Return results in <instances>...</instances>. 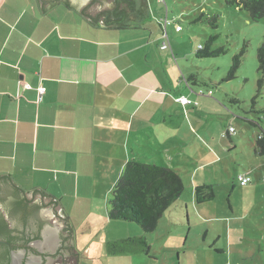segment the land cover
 <instances>
[{"label":"crops","instance_id":"obj_1","mask_svg":"<svg viewBox=\"0 0 264 264\" xmlns=\"http://www.w3.org/2000/svg\"><path fill=\"white\" fill-rule=\"evenodd\" d=\"M153 23L96 27L64 5L43 14L36 0H0V176L53 199L74 248L83 228L72 223L76 208L98 206L130 160L192 177L219 161L211 126L201 121L214 102L189 82L196 52L182 49L181 36L163 50L162 26ZM181 96L198 105L183 106ZM200 186L193 183L199 204L213 193L201 196ZM91 212L81 222L108 227Z\"/></svg>","mask_w":264,"mask_h":264},{"label":"rangeland","instance_id":"obj_2","mask_svg":"<svg viewBox=\"0 0 264 264\" xmlns=\"http://www.w3.org/2000/svg\"><path fill=\"white\" fill-rule=\"evenodd\" d=\"M230 2L150 0V23L164 25L167 14L172 22L168 26L170 44L181 36L182 49L197 52L211 36H217L213 49H224L217 58L199 59L193 54L195 86L190 84L196 93L209 96L206 101L214 102L201 121L211 126L214 142L210 144L218 152V163L205 166L194 177L187 172L180 175L184 193L150 233L135 223L110 219L112 190L98 200V206L82 202L84 206L76 208L71 218L75 227L83 225L76 236V264H264V156L255 153L259 137L264 136V90L256 104L252 102L260 79L257 50L264 42V21H252L246 11ZM213 18L216 29L210 25ZM178 26L180 32H176ZM243 50L242 64L230 79L234 58ZM173 133L170 142L175 143ZM168 136L166 132L160 135ZM244 171H251L252 182L241 186L238 177ZM195 181L201 183V196L213 192L210 201L196 202ZM89 211L93 220L105 218L108 227L81 222ZM129 239L145 240L149 253L141 252V242L121 243ZM110 243H120L114 247L119 253L109 252Z\"/></svg>","mask_w":264,"mask_h":264},{"label":"trees","instance_id":"obj_3","mask_svg":"<svg viewBox=\"0 0 264 264\" xmlns=\"http://www.w3.org/2000/svg\"><path fill=\"white\" fill-rule=\"evenodd\" d=\"M116 0L114 13H107V26L112 29H143L152 22L148 8L144 5L137 6L134 0ZM164 1V0H163ZM41 13L47 14L53 8L64 5L72 7L65 0H36ZM231 4L237 5L241 10L246 11L252 21H264V0H231ZM201 18L198 20L200 21ZM210 25L215 29L218 27L216 18L211 19ZM172 22L168 18L164 20ZM169 25V26H170ZM164 33L165 26L161 24ZM168 28V26L166 27ZM217 36H211L201 49H198L196 56L199 59L217 58L224 53L223 48L213 49V44ZM170 48V47H169ZM168 48V49H169ZM245 50L234 58L229 78H235L236 72L242 64V57ZM258 73L260 79L257 84V95L253 99V105L261 96L264 90V42L257 50ZM193 78L189 80L192 81ZM194 102V101H193ZM194 106V105H190ZM187 107V106H185ZM264 117V111H263ZM255 153L264 156V136H260ZM8 182L6 179H0V183ZM17 191L27 193L18 186H14ZM184 193V183L181 176L167 166L155 163L141 162L139 160H130L123 169V172L112 191L111 207L109 217L115 221H126L139 225L146 233L153 232L157 229L160 220L170 207ZM213 193L208 197L213 198ZM207 198V199H208ZM142 243V253H149V246L145 240L129 239L121 243L137 244ZM140 243V244H141ZM120 243H110L109 252L112 254L119 253L114 247ZM122 252V251H121ZM120 252V253H121ZM135 252V251H134ZM133 252V253H134Z\"/></svg>","mask_w":264,"mask_h":264},{"label":"flooded vegetation","instance_id":"obj_4","mask_svg":"<svg viewBox=\"0 0 264 264\" xmlns=\"http://www.w3.org/2000/svg\"><path fill=\"white\" fill-rule=\"evenodd\" d=\"M47 209L54 212L43 194L18 192L0 183V241L10 243L16 253L12 256L9 247L0 244V264H72L68 252L74 248L63 242L65 230L50 227V220L58 218L46 215ZM44 235L49 240L41 249L37 243L45 242Z\"/></svg>","mask_w":264,"mask_h":264},{"label":"water","instance_id":"obj_5","mask_svg":"<svg viewBox=\"0 0 264 264\" xmlns=\"http://www.w3.org/2000/svg\"><path fill=\"white\" fill-rule=\"evenodd\" d=\"M65 1L68 2L70 6H72L70 7V9H74L81 16H83L87 21H89L93 26L103 27V28H109L106 22L108 18L106 14L114 13L116 8H120V7H117V5H115L116 0H65ZM134 1L137 6H141V5L146 6L150 14L147 0H134ZM118 2L120 1L118 0ZM0 179L8 180V182H6V185L7 183H9V186L11 185L15 186L7 176L1 175ZM31 193L43 194L48 204L54 208V212H52L50 209H47L45 211L46 215L52 216L55 213V215L58 218V219H51L49 225L50 227L56 228L58 232L61 230H65V231H62V234H61V236L63 237V242L65 243L66 247L71 246L72 248H74L71 228L69 226L66 216L64 215L59 205L53 199H51L49 196H47L40 190H36ZM44 239H45V242L40 241L37 243V245L41 249L45 247L46 243H48V240H49L47 235H44ZM0 244L9 247L12 256L16 255V253L13 251V246L10 243L0 241ZM68 255L70 256L72 255L70 260L72 264H75L77 261V257H78L76 252L72 250L68 252Z\"/></svg>","mask_w":264,"mask_h":264},{"label":"built area","instance_id":"obj_6","mask_svg":"<svg viewBox=\"0 0 264 264\" xmlns=\"http://www.w3.org/2000/svg\"><path fill=\"white\" fill-rule=\"evenodd\" d=\"M169 25H170V23L165 21V24H164L165 31L163 33L164 43L161 46L163 50H166V49H168L170 47L169 36H168V33H167V28H166ZM180 31H181V28L178 26L176 28V32H180ZM201 48H202V46L199 47V49H201ZM27 87H29V86H27ZM45 92H46V90L44 88H40L39 89V100L40 101L43 100ZM209 95H211V91L209 92ZM177 101L179 103H181L183 106H190V105L197 106L198 105L197 102H193L192 100H190L189 98L184 97V96H181V97L177 98ZM230 132L232 133L233 129H231ZM263 181H264V176H263ZM251 182H252V178L250 176L242 175V176L238 177V183L241 186L249 185Z\"/></svg>","mask_w":264,"mask_h":264}]
</instances>
